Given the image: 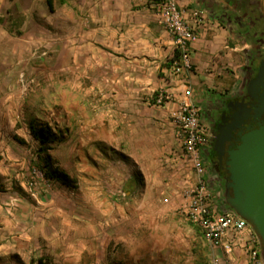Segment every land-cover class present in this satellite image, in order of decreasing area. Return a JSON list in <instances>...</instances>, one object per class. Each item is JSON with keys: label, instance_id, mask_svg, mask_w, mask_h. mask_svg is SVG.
Segmentation results:
<instances>
[{"label": "crops", "instance_id": "0c3cea01", "mask_svg": "<svg viewBox=\"0 0 264 264\" xmlns=\"http://www.w3.org/2000/svg\"><path fill=\"white\" fill-rule=\"evenodd\" d=\"M6 3L0 0V13L9 14L6 8L12 4L22 18L15 31L0 23V86L5 87L0 93V149L8 128H14L15 121H10L14 101L40 103L46 95L52 105L65 103L60 110L70 115L75 114L72 104L79 106L75 116L79 131L95 124L112 133L126 167L125 180H132L130 165L140 166L144 197H155L152 184L181 201L196 177L182 164L187 157L175 140L171 114L186 99L187 89L203 120L212 103L236 90L249 49L245 41L252 30L249 15L264 13V0H177L186 18L197 12L203 19L190 49L192 71L180 75L170 72L173 40L151 0H52V11L45 0H13L8 7ZM43 51L46 55L40 57ZM20 73L24 85L18 83ZM161 90L173 97L163 107L153 104ZM201 155L207 164L205 180L218 191L206 147ZM1 164L0 264H69V259L56 256L70 251L65 240L73 231L78 236V229L66 227V209L53 206L44 196L27 199L19 175H9L13 164ZM96 192L101 195L102 189ZM83 240L86 244V237H80ZM248 240V233L240 235L230 264H246ZM85 250L77 248L75 264H84ZM213 254L223 257L219 249Z\"/></svg>", "mask_w": 264, "mask_h": 264}, {"label": "rangeland", "instance_id": "374dc122", "mask_svg": "<svg viewBox=\"0 0 264 264\" xmlns=\"http://www.w3.org/2000/svg\"><path fill=\"white\" fill-rule=\"evenodd\" d=\"M5 1L8 7L9 1L13 0ZM6 10L9 14L1 12L0 23L5 22L10 31H15L22 15L15 11L12 4ZM248 45L250 46L249 43ZM3 88L5 87L0 86V93ZM43 99L40 103L29 100L22 105L14 101V114L10 119L15 121L14 128H8L4 135L0 161L3 166L15 164L17 158L22 161V164L18 161V165H12L14 170L9 175H19V181L24 184L23 195L27 199H35L28 192V183L34 181L32 191L36 193V197L44 196L53 206L66 209V227L78 229V236L73 231L74 236L65 240L70 251L57 254L60 261L65 257L70 260L69 264H75L77 248H86L87 252L85 250L82 253L84 264H208L212 249L181 212L187 197L184 195L178 202V199L168 197L166 192H162V188L155 189L156 186L152 184L151 192L156 193L155 197H144L142 191L145 177L140 174L142 184L133 178L136 172L141 173L138 170L140 166L130 165L128 168L132 171V180L128 177L125 180L126 167L122 166L123 160L118 155L121 149L117 148L114 136L107 132L105 126L101 129L94 124L89 129L79 131V123L75 118L80 112L78 105L72 104L75 114L70 115L60 110L65 103L52 105L46 95ZM30 121H36L37 125L48 123L61 132V142L53 143L48 153L52 155L56 163L54 165L73 180L72 187L55 180L49 181L37 168L35 153H38L39 142L30 135ZM204 121L208 124L206 118ZM14 134L24 140L20 144L22 147L12 138ZM12 142L16 143L17 148ZM171 149L181 154L179 148ZM182 164L194 176L191 164L188 161ZM33 168L39 172L35 179H31ZM149 169L152 170L151 167ZM97 188L102 189L101 195H97ZM126 191L133 194L127 197L123 193ZM219 193L218 197L224 201L221 191ZM80 237H86V244L84 240L81 243ZM119 239L123 242L119 243Z\"/></svg>", "mask_w": 264, "mask_h": 264}, {"label": "built area", "instance_id": "2783aa9c", "mask_svg": "<svg viewBox=\"0 0 264 264\" xmlns=\"http://www.w3.org/2000/svg\"><path fill=\"white\" fill-rule=\"evenodd\" d=\"M151 1L160 24L172 37L174 51L178 53L177 57H174L173 51L170 58L172 59L171 74L190 73L193 67L190 49L197 40V29L203 23L202 17L194 12L189 19L186 18L185 12L179 9L177 0ZM45 55L43 51L40 57ZM18 82L20 85L25 84L22 73L19 74ZM189 91L190 89L186 90V99L181 101L178 108L171 114L175 140L186 155L196 177L195 183L185 194L187 201L181 212L192 226L199 229L203 240L212 250L219 249L223 253L222 258L213 254L208 264H230L236 241L242 233L249 235L246 264H263L259 242L249 225L231 209L221 205L220 197H218L220 193L211 188L205 180L207 164L203 160L201 151L206 147L209 128L201 117L200 109L189 99ZM172 98V93L161 90L154 96L153 104L163 107ZM31 174V179H35L39 172L33 168ZM33 185H35L34 181L28 183V192L35 198L36 193L32 191Z\"/></svg>", "mask_w": 264, "mask_h": 264}, {"label": "flooded vegetation", "instance_id": "af4514ba", "mask_svg": "<svg viewBox=\"0 0 264 264\" xmlns=\"http://www.w3.org/2000/svg\"><path fill=\"white\" fill-rule=\"evenodd\" d=\"M248 22L252 30L245 37L250 46L241 83L232 93L218 98L205 112L209 128L206 157L217 185L223 183L222 191L228 178L225 164L228 151L240 143L244 133L264 124V77L256 78L264 64V13L249 15ZM218 139L223 141L221 161L214 150Z\"/></svg>", "mask_w": 264, "mask_h": 264}, {"label": "water", "instance_id": "95a60500", "mask_svg": "<svg viewBox=\"0 0 264 264\" xmlns=\"http://www.w3.org/2000/svg\"><path fill=\"white\" fill-rule=\"evenodd\" d=\"M264 77V64L257 79ZM223 141L215 142L214 150L221 161ZM228 178L224 183V203L246 221L257 238L264 264V124L249 130L240 143L228 151Z\"/></svg>", "mask_w": 264, "mask_h": 264}, {"label": "trees", "instance_id": "16d2710c", "mask_svg": "<svg viewBox=\"0 0 264 264\" xmlns=\"http://www.w3.org/2000/svg\"><path fill=\"white\" fill-rule=\"evenodd\" d=\"M45 4L47 6V9L49 11H52V8H53L52 7V0H45ZM177 55H178L177 51H174V57H177ZM171 61H172V59H170L168 62L169 68L171 67ZM17 127H18V123L16 122L15 128H17ZM28 129H29L30 135L34 139L38 140V142H39L38 153L36 155L38 163L36 166L41 171L43 177H45L46 179H48L50 181L55 180V181H57L63 185L72 187L73 186L72 185L73 180L70 178V176L67 173L63 172L56 165H54L56 163H55L54 159H52V157L48 153V150L51 149V146L53 143L61 142V140H62V135L60 134L61 132L58 129H56V127H52L48 123H39L37 125L36 121H30L28 123ZM12 138L16 142H18L19 144L24 143V140L15 134L12 136ZM207 161H208V159H207ZM135 180H137L140 184H142V177H141L140 173H138V172L135 173ZM219 183L221 185L217 186L216 188H218V191L219 192L221 191V193L223 195V191H222V186H223L222 184L223 183H221V182H219ZM220 201H221V205L224 208L230 210V208L224 203L223 200H220ZM195 228L199 231V229L197 227H195ZM200 235H201V233H200Z\"/></svg>", "mask_w": 264, "mask_h": 264}]
</instances>
